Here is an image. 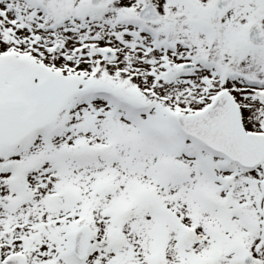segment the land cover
Here are the masks:
<instances>
[{"label": "snow or ice", "instance_id": "6c2138e0", "mask_svg": "<svg viewBox=\"0 0 264 264\" xmlns=\"http://www.w3.org/2000/svg\"><path fill=\"white\" fill-rule=\"evenodd\" d=\"M0 264H264V0H0Z\"/></svg>", "mask_w": 264, "mask_h": 264}]
</instances>
